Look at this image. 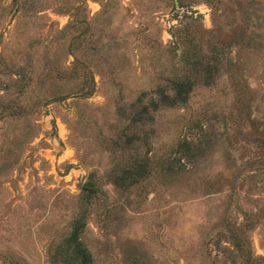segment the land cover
I'll return each mask as SVG.
<instances>
[{
    "label": "rangeland",
    "instance_id": "obj_1",
    "mask_svg": "<svg viewBox=\"0 0 264 264\" xmlns=\"http://www.w3.org/2000/svg\"><path fill=\"white\" fill-rule=\"evenodd\" d=\"M79 220L93 264H264V0H0V264Z\"/></svg>",
    "mask_w": 264,
    "mask_h": 264
},
{
    "label": "trees",
    "instance_id": "obj_2",
    "mask_svg": "<svg viewBox=\"0 0 264 264\" xmlns=\"http://www.w3.org/2000/svg\"><path fill=\"white\" fill-rule=\"evenodd\" d=\"M192 83L187 80L174 83L173 97H166L169 105L184 104L188 101ZM144 168L137 167L127 175H122L114 180L115 185H120V181L131 180V183H137L143 177ZM90 185V182L86 184ZM91 191H89L90 193ZM84 224L81 220L76 221L72 230L63 244L52 252H49L51 264H93V258L89 250L83 246L80 235Z\"/></svg>",
    "mask_w": 264,
    "mask_h": 264
}]
</instances>
